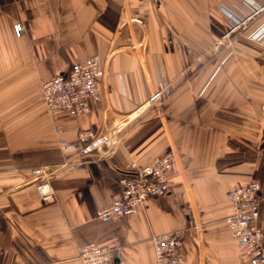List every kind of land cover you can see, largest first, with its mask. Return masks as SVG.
Returning a JSON list of instances; mask_svg holds the SVG:
<instances>
[{
  "label": "crops",
  "instance_id": "0c3cea01",
  "mask_svg": "<svg viewBox=\"0 0 264 264\" xmlns=\"http://www.w3.org/2000/svg\"><path fill=\"white\" fill-rule=\"evenodd\" d=\"M222 3L242 16L264 6L0 0V264H82L79 249L90 242L112 248L113 264H156L153 237L178 230L183 264H244L224 219L232 212L227 192L259 182L264 232V42L248 37L264 23V10L216 49L230 25ZM16 23L25 26L22 36ZM129 37L142 46L133 48ZM93 55L105 69L99 99L87 114L54 119L41 83ZM116 122L123 139L110 158L93 161L61 148L83 129ZM169 153L168 193L118 220L97 218L120 190L119 179L135 173L132 163ZM40 166L53 172L52 201L28 182Z\"/></svg>",
  "mask_w": 264,
  "mask_h": 264
},
{
  "label": "built area",
  "instance_id": "2783aa9c",
  "mask_svg": "<svg viewBox=\"0 0 264 264\" xmlns=\"http://www.w3.org/2000/svg\"><path fill=\"white\" fill-rule=\"evenodd\" d=\"M247 2V0H245ZM264 10V6L255 9L251 14L242 16L228 4H221V11L227 16L230 25L224 36L216 40L214 48L230 44V36L244 28L249 20ZM135 23L144 24L140 18H132ZM128 21L122 23L121 28ZM17 36H22L25 26L22 23L14 25ZM251 40L264 42V23L251 32ZM132 43L131 38H128ZM133 48L142 46L134 44ZM105 75L102 58L99 55L90 56L74 63L67 72H59L52 78L41 83V94L48 113L54 119L79 116L91 111V101L100 96V83ZM166 88L155 94L151 101L159 98ZM264 110V105L262 106ZM56 130L62 132V125L57 123ZM122 123L116 122L103 129H83L78 134L76 143L61 141L64 151L82 152L84 157L93 161L110 158L122 142ZM135 169L132 176L119 179L120 190L116 192L110 204L97 211V218L102 222H111L135 214L144 209L145 203L151 197L165 195L169 192L170 176L174 167L173 154H165L154 158L149 164L140 166L132 163ZM52 175L49 166L35 167L30 170L29 183L36 186L43 201H52L55 191L52 185ZM232 212L224 222L233 240L239 246L241 259L247 264H264V232L259 224L261 208V184L250 182L235 186L227 192ZM183 232L170 231L153 237L156 264H183L182 251ZM79 259L84 264H113L112 248L97 242L87 243L79 249ZM120 264H124L120 261Z\"/></svg>",
  "mask_w": 264,
  "mask_h": 264
},
{
  "label": "water",
  "instance_id": "95a60500",
  "mask_svg": "<svg viewBox=\"0 0 264 264\" xmlns=\"http://www.w3.org/2000/svg\"><path fill=\"white\" fill-rule=\"evenodd\" d=\"M116 262H117L116 264H120V260L119 259H116Z\"/></svg>",
  "mask_w": 264,
  "mask_h": 264
},
{
  "label": "rangeland",
  "instance_id": "374dc122",
  "mask_svg": "<svg viewBox=\"0 0 264 264\" xmlns=\"http://www.w3.org/2000/svg\"><path fill=\"white\" fill-rule=\"evenodd\" d=\"M260 218V217H259ZM260 224V223H259ZM78 258H79V256H78ZM80 260V259H79ZM81 261V260H80ZM82 262V261H81ZM244 264H247V263H245V262H243ZM82 264H84L83 262H82Z\"/></svg>",
  "mask_w": 264,
  "mask_h": 264
}]
</instances>
